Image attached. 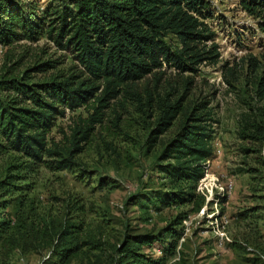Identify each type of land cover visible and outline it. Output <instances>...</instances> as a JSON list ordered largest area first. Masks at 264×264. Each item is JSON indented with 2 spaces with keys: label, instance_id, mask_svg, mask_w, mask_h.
Returning a JSON list of instances; mask_svg holds the SVG:
<instances>
[{
  "label": "trees",
  "instance_id": "1",
  "mask_svg": "<svg viewBox=\"0 0 264 264\" xmlns=\"http://www.w3.org/2000/svg\"><path fill=\"white\" fill-rule=\"evenodd\" d=\"M241 4L251 15L264 17V0H242ZM207 7V0H50L45 8L28 0H0V45L7 48L10 62L0 69V157L17 154L7 169L22 172L45 164L54 171L72 170L77 154L104 122L107 110L116 114L113 122L117 124L118 107L131 104L146 116L145 121L155 118L146 121L150 127L147 148L162 144L155 171L168 187L154 193L156 200L167 207L190 206L198 213L206 198L197 186L215 153L216 119L208 101L188 100L194 77L185 73L197 72L205 61L218 62V45L207 43L214 33L202 19ZM42 39L73 62L50 54L22 68L30 47L26 42ZM15 46L25 50L19 57L12 54ZM251 62L257 72L260 63L256 57ZM168 68L177 70V77H167ZM254 83L259 105L246 111L239 122L247 166L237 172L250 174L255 191L264 182L258 175L264 170V72L255 75ZM88 105L93 112L79 117L65 143L51 137L68 110ZM168 132L172 135L165 139ZM249 159L257 165L252 166ZM18 176L9 172L1 185L16 186ZM187 217V212L179 213L157 235L127 237L117 247V264H166L183 234L182 228H176ZM10 227L9 219L0 221L3 264H9L16 247L28 246L29 233L10 231ZM79 244L78 232L65 226L57 235L55 249L66 263ZM154 244L163 248V255L140 253L142 246Z\"/></svg>",
  "mask_w": 264,
  "mask_h": 264
},
{
  "label": "rangeland",
  "instance_id": "2",
  "mask_svg": "<svg viewBox=\"0 0 264 264\" xmlns=\"http://www.w3.org/2000/svg\"><path fill=\"white\" fill-rule=\"evenodd\" d=\"M28 1L39 8L50 2ZM241 1L207 0L202 19L214 33L207 43L218 45L220 56L218 62L205 61L197 72L185 73L194 77L188 100L208 101L216 119L215 153L197 186L206 198L201 210L193 213L190 206L167 207L156 200L154 193L168 186L155 171L162 144L149 150L146 143L147 123L155 118L147 117L146 122V116L130 104L118 107L121 119L114 124L116 114L108 109L104 122L77 154L72 170L54 171L45 164L22 172L8 170L17 154L0 157V221L9 219L10 231L29 233L28 246L16 247L9 264H117V247L127 237L157 235L181 212L188 217L176 228H182L183 234L166 264H264V182L254 191L250 174L237 172L247 166L239 122L246 111L259 105L254 80L264 72V17L251 15ZM261 9L264 16V6ZM170 40L177 42L174 36ZM26 44L28 52L18 46L12 51L14 57L26 53L22 68L50 54L73 62L46 39ZM7 54L0 45V69L10 63ZM251 57L261 65L257 72ZM176 71L168 68L166 76L177 77ZM92 112L90 105L68 110L51 137L65 143L79 117ZM9 172L19 175L16 186L1 185ZM258 175L264 177V170ZM65 226L76 230L80 240L79 250L66 263L55 249L57 235ZM140 253L155 256L164 251L156 244L142 246Z\"/></svg>",
  "mask_w": 264,
  "mask_h": 264
}]
</instances>
